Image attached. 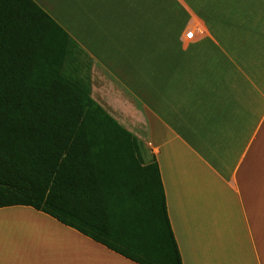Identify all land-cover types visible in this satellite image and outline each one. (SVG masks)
Listing matches in <instances>:
<instances>
[{
  "label": "crops",
  "instance_id": "1",
  "mask_svg": "<svg viewBox=\"0 0 264 264\" xmlns=\"http://www.w3.org/2000/svg\"><path fill=\"white\" fill-rule=\"evenodd\" d=\"M35 1L74 41L78 83L158 163L183 263L264 264V0ZM0 264L138 263L11 206Z\"/></svg>",
  "mask_w": 264,
  "mask_h": 264
},
{
  "label": "trees",
  "instance_id": "2",
  "mask_svg": "<svg viewBox=\"0 0 264 264\" xmlns=\"http://www.w3.org/2000/svg\"><path fill=\"white\" fill-rule=\"evenodd\" d=\"M74 49L35 0H0V208L32 207L138 264H184L158 163L78 83Z\"/></svg>",
  "mask_w": 264,
  "mask_h": 264
},
{
  "label": "built area",
  "instance_id": "3",
  "mask_svg": "<svg viewBox=\"0 0 264 264\" xmlns=\"http://www.w3.org/2000/svg\"><path fill=\"white\" fill-rule=\"evenodd\" d=\"M187 38H189V39H193L194 38V31H189L188 33H187Z\"/></svg>",
  "mask_w": 264,
  "mask_h": 264
}]
</instances>
